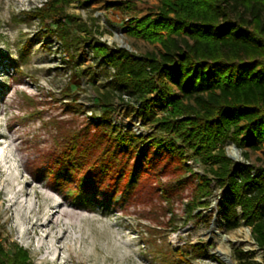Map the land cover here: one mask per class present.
Returning <instances> with one entry per match:
<instances>
[{
    "label": "rangeland",
    "instance_id": "1",
    "mask_svg": "<svg viewBox=\"0 0 264 264\" xmlns=\"http://www.w3.org/2000/svg\"><path fill=\"white\" fill-rule=\"evenodd\" d=\"M46 1L0 0V241L7 247L13 242L25 249L31 264H74L79 260L83 264H241L234 257L235 249L246 253L243 260L249 264H264V253L248 226L241 221L232 230L224 228L218 213L221 189L213 184L212 194L205 199L208 206L194 211L201 212L202 219L184 222V206L196 182L190 179L187 185L178 186L173 182L188 175L185 166L194 173L209 174L208 166L197 159L181 164L166 155L154 156V162L131 186L126 184L128 176L116 181L112 168L102 174L99 166L107 163L91 142L100 132L90 118L102 113L94 91L102 89L107 66L92 56L86 41L69 51L61 47L34 13ZM159 5L160 0H74L65 7L66 23L73 32L86 25L90 33H80L85 40L99 39L142 56L160 51V46L129 35L125 22L155 14ZM74 72L80 76V87L72 85L69 97H65L64 90L75 80ZM72 99L82 112L66 107ZM114 107L115 124L144 136L152 130L133 98H114ZM154 112L162 115L158 106ZM71 131L81 133L83 145L92 143L84 161H93V168L74 170L69 175L74 182L71 186L49 191L43 184L57 187L53 163L64 160ZM218 147L233 156V161L264 167V143L259 150L250 151L225 139ZM82 175L93 182L86 192L91 194L88 204L74 196L75 180ZM17 187L21 193L16 197L25 201L26 208L33 207V213L44 201L42 194L51 195L48 203L58 209L53 221L63 219L69 224L64 249L51 250L42 259L45 247H36L38 237L23 235L27 225L19 221L22 203L11 205L9 200ZM160 187L164 188L162 194ZM69 210L78 216L60 215ZM170 210L174 221H170ZM191 246H199L201 251H193ZM179 250L188 261L174 258Z\"/></svg>",
    "mask_w": 264,
    "mask_h": 264
},
{
    "label": "trees",
    "instance_id": "2",
    "mask_svg": "<svg viewBox=\"0 0 264 264\" xmlns=\"http://www.w3.org/2000/svg\"><path fill=\"white\" fill-rule=\"evenodd\" d=\"M72 1L47 0L34 13L65 50L86 41L92 56L108 67L102 89L94 91L102 113L90 118L100 132L91 142L107 163L99 166L102 174L112 168L116 181L128 176L126 184L131 186L154 156L166 155L181 164L195 158L208 166L211 178L185 166L188 175L173 182L177 186L187 185L190 179L196 182L184 206V222L202 219L201 212L194 211L208 206L205 199L212 194L213 184L221 189L218 213L224 228L232 230L242 221L264 253V167L233 161L218 147L225 139L250 151L264 143V0H160L157 13L125 22L129 35L160 46V51L142 56L99 39L85 40L80 33H90L86 25L73 32L65 13ZM79 77L73 73L75 80L64 90L65 97L72 85L79 89ZM123 95L133 98L144 112L142 117H148L152 130L146 136L112 120L114 98ZM155 106L161 116H155ZM66 107L82 112L74 99ZM70 133L64 160L53 163V183L58 188L48 184L58 192L60 185L74 183L69 177L74 170L93 168V161H84L92 143L85 146L81 133ZM89 179L82 175L75 180V200L82 204L91 201L86 193L93 185ZM169 213L174 221L172 210ZM191 247L201 251L199 246ZM245 255L234 250L241 264H249L243 260ZM173 256L185 259L180 250ZM0 264H31V259L17 244L7 247L0 241Z\"/></svg>",
    "mask_w": 264,
    "mask_h": 264
},
{
    "label": "bare ground",
    "instance_id": "3",
    "mask_svg": "<svg viewBox=\"0 0 264 264\" xmlns=\"http://www.w3.org/2000/svg\"><path fill=\"white\" fill-rule=\"evenodd\" d=\"M43 185L47 190L55 191L52 186L48 184ZM17 193H21V189L19 187H17L14 192H11V196L9 198L10 203L11 205L18 204L19 202L22 203L19 207V221L22 225L24 223L27 225V227L23 228V235H30L33 239L34 237H38L36 247H45V252L42 259H45L51 250L55 251L57 249H64L63 240H65L67 237L66 232L69 229V224L63 219H61L59 223L53 221V216L58 212V209L55 208V205H51L48 203V200L51 201L52 199L51 195L49 193L42 194L44 201L40 205L39 211L33 213L34 208L31 206H28V208H26L24 206L25 201L16 197ZM60 215L65 218L78 216L76 212H73L71 210L62 212ZM41 233H43L42 236H40ZM91 245L95 248L97 247L96 242H93ZM50 260H53V257H50ZM64 263L65 262H63V264ZM74 264H83V262L79 260Z\"/></svg>",
    "mask_w": 264,
    "mask_h": 264
},
{
    "label": "water",
    "instance_id": "4",
    "mask_svg": "<svg viewBox=\"0 0 264 264\" xmlns=\"http://www.w3.org/2000/svg\"><path fill=\"white\" fill-rule=\"evenodd\" d=\"M228 157H230L231 159H234L233 156L229 155V154H226ZM213 221H215V218H213Z\"/></svg>",
    "mask_w": 264,
    "mask_h": 264
}]
</instances>
